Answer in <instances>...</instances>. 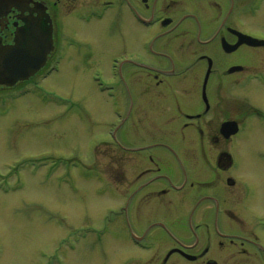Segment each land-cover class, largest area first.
I'll list each match as a JSON object with an SVG mask.
<instances>
[{
  "label": "flooded vegetation",
  "instance_id": "obj_1",
  "mask_svg": "<svg viewBox=\"0 0 264 264\" xmlns=\"http://www.w3.org/2000/svg\"><path fill=\"white\" fill-rule=\"evenodd\" d=\"M23 1L0 18V37L12 45L39 25L45 68L101 61L77 37L86 25L127 24L142 35L139 50L116 53L111 65L146 68V264H264V213L255 209L264 197L230 152L253 118L264 119L237 94L264 85V44L239 42L264 40L244 28L260 23L264 0Z\"/></svg>",
  "mask_w": 264,
  "mask_h": 264
},
{
  "label": "rangeland",
  "instance_id": "obj_2",
  "mask_svg": "<svg viewBox=\"0 0 264 264\" xmlns=\"http://www.w3.org/2000/svg\"><path fill=\"white\" fill-rule=\"evenodd\" d=\"M115 26L77 36L101 61L0 92V264H146V68L111 65L142 35ZM246 27L264 35V14ZM237 94L264 110L263 84ZM250 124L230 152L264 197V119Z\"/></svg>",
  "mask_w": 264,
  "mask_h": 264
},
{
  "label": "water",
  "instance_id": "obj_3",
  "mask_svg": "<svg viewBox=\"0 0 264 264\" xmlns=\"http://www.w3.org/2000/svg\"><path fill=\"white\" fill-rule=\"evenodd\" d=\"M19 2L24 1L0 0V18ZM48 52L47 36L37 24L28 25L23 37L17 35L12 45H3L0 37V86L11 87L29 79L45 64Z\"/></svg>",
  "mask_w": 264,
  "mask_h": 264
}]
</instances>
